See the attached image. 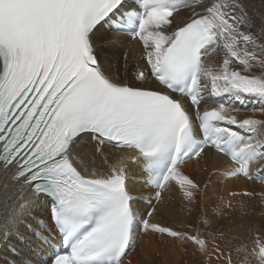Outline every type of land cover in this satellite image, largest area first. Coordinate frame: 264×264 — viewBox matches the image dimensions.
I'll return each instance as SVG.
<instances>
[{
	"label": "snow or ice",
	"instance_id": "1",
	"mask_svg": "<svg viewBox=\"0 0 264 264\" xmlns=\"http://www.w3.org/2000/svg\"><path fill=\"white\" fill-rule=\"evenodd\" d=\"M261 3L0 0V188L15 193L0 252L23 251L20 264H131L155 237L191 248L197 264H264V226L246 242L206 216L157 219L173 214L174 190L190 219L209 185L182 166L213 150L225 178L264 185V120L234 103L264 99ZM121 35L141 47L135 63ZM229 196L264 206V189ZM236 211L224 197L213 209L230 223Z\"/></svg>",
	"mask_w": 264,
	"mask_h": 264
},
{
	"label": "bare ground",
	"instance_id": "2",
	"mask_svg": "<svg viewBox=\"0 0 264 264\" xmlns=\"http://www.w3.org/2000/svg\"><path fill=\"white\" fill-rule=\"evenodd\" d=\"M252 4L255 10H260L262 7L261 0H252ZM120 38L125 41L123 51L128 52V56L131 57L133 63L138 61L141 52L138 53L140 46L137 42L131 41L126 35H121ZM214 59H220V57H215ZM207 103L213 105L214 101L209 99ZM236 103L237 105L235 106L241 109L239 112L241 117H252L258 120H264V111H261L264 109V99L245 96L243 97V103L238 101ZM253 109H255V111H253ZM222 165H228L226 159L223 157L217 158L213 152H210L207 161L201 160L198 164L193 161L182 166L186 174H189L200 182L202 187L204 184L209 185L207 194L198 198V205L194 208L190 219H186L188 216V207L192 206L183 202L179 191L174 190L171 193V200L169 202L173 214H164L157 217V219H160L164 223L175 224L179 227L182 222L199 225L201 216H206L212 221L213 229L217 226L222 227L226 232L229 229H235L242 234L246 242H250L251 237L255 235V230H259L264 226V206H261L258 200L248 201L243 197L232 198L229 196V193L233 191H243L245 188L259 191L264 189V185L252 181H245L244 179H228L225 178V176L216 174L215 170ZM137 188L138 190L146 191L141 189L139 185H137ZM9 197L15 198L14 190L9 189V191L5 192L0 188V216L5 213V209L9 206ZM220 197H224L225 200L232 199L233 206L237 209L232 215L233 222L231 223L226 216H216L213 212L215 206L219 204ZM241 202H245L248 205L247 210L250 212L249 216L241 217L239 212V205ZM238 225H243V227H238ZM249 227L254 229L252 233L248 232ZM22 246V244L17 245L20 249H23ZM0 257H2L4 261H7L8 264H20L22 260L28 258L24 255L23 251H21L20 255L14 257L9 255L6 249L0 252ZM233 258L234 260L237 259L235 251H233ZM129 259L131 260V264H197L200 257L192 255L191 248L185 252L179 246H172L171 242H169L168 247H165L153 237L151 238V242L143 244L142 250L138 246L137 251L132 253Z\"/></svg>",
	"mask_w": 264,
	"mask_h": 264
},
{
	"label": "rangeland",
	"instance_id": "3",
	"mask_svg": "<svg viewBox=\"0 0 264 264\" xmlns=\"http://www.w3.org/2000/svg\"><path fill=\"white\" fill-rule=\"evenodd\" d=\"M141 52V47H140V50L138 51V53H140ZM130 58V61H132L133 62V60L131 59V57H129ZM235 103V102H234ZM235 105H237V103H235ZM22 248H23V246H22ZM36 257H32V259H35ZM22 260V259H21Z\"/></svg>",
	"mask_w": 264,
	"mask_h": 264
}]
</instances>
